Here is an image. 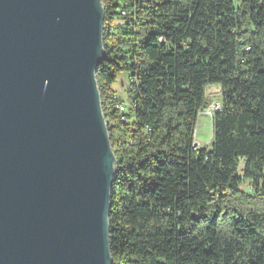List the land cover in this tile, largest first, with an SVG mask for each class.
Segmentation results:
<instances>
[{
    "label": "trees",
    "instance_id": "obj_1",
    "mask_svg": "<svg viewBox=\"0 0 264 264\" xmlns=\"http://www.w3.org/2000/svg\"><path fill=\"white\" fill-rule=\"evenodd\" d=\"M102 3L111 264H264V0ZM211 85L221 111L194 148Z\"/></svg>",
    "mask_w": 264,
    "mask_h": 264
},
{
    "label": "water",
    "instance_id": "obj_2",
    "mask_svg": "<svg viewBox=\"0 0 264 264\" xmlns=\"http://www.w3.org/2000/svg\"><path fill=\"white\" fill-rule=\"evenodd\" d=\"M103 16L102 0H0V264L112 263Z\"/></svg>",
    "mask_w": 264,
    "mask_h": 264
},
{
    "label": "rangeland",
    "instance_id": "obj_3",
    "mask_svg": "<svg viewBox=\"0 0 264 264\" xmlns=\"http://www.w3.org/2000/svg\"><path fill=\"white\" fill-rule=\"evenodd\" d=\"M235 6H238L235 3ZM128 87V74L121 73L117 76L115 85L112 87L114 94L124 102L126 97V91ZM220 88L218 85H211L205 89V105L197 113V120L195 126L194 138L199 143L200 148H209L210 141L212 138V114L209 111L210 105L214 102H220ZM195 141V143H196ZM248 187L247 183L241 185L240 189L242 191L246 190Z\"/></svg>",
    "mask_w": 264,
    "mask_h": 264
},
{
    "label": "built area",
    "instance_id": "obj_4",
    "mask_svg": "<svg viewBox=\"0 0 264 264\" xmlns=\"http://www.w3.org/2000/svg\"><path fill=\"white\" fill-rule=\"evenodd\" d=\"M116 109L118 110L119 113H123L125 111V106L124 105H118L116 107ZM209 111L212 114H215L219 111H221V102H214L210 105Z\"/></svg>",
    "mask_w": 264,
    "mask_h": 264
},
{
    "label": "crops",
    "instance_id": "obj_5",
    "mask_svg": "<svg viewBox=\"0 0 264 264\" xmlns=\"http://www.w3.org/2000/svg\"><path fill=\"white\" fill-rule=\"evenodd\" d=\"M211 140H212V138H211ZM195 141H196V140H195ZM210 143H211V141H210ZM196 144H197V147H200V146H199V143H197V141H196Z\"/></svg>",
    "mask_w": 264,
    "mask_h": 264
}]
</instances>
